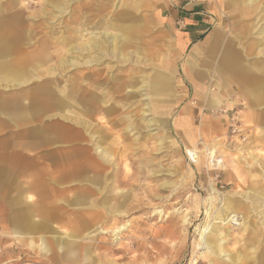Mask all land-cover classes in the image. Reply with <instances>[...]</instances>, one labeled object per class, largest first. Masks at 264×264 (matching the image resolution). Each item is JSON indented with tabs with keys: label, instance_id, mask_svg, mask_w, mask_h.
I'll return each mask as SVG.
<instances>
[{
	"label": "rangeland",
	"instance_id": "obj_1",
	"mask_svg": "<svg viewBox=\"0 0 264 264\" xmlns=\"http://www.w3.org/2000/svg\"><path fill=\"white\" fill-rule=\"evenodd\" d=\"M137 1L52 0L64 5L58 13L46 0H0V30L10 33L13 44L6 58L22 62L25 70L18 78L0 70V121L9 122L0 130V162L12 159L17 183L26 178L30 193L20 195L17 189L9 198L12 227L0 219V264H187L192 254L196 264H208L200 242L207 222V237L216 227L226 231L220 241L225 253L213 256L215 261L229 264L230 258L254 254L256 260L264 254L254 243L258 236L264 245L260 200H249L247 212L235 211V225L214 218L222 200L238 198L251 181L261 180L264 192V106L238 95L239 77L222 65L239 50L249 56L261 41L264 35L252 28L259 16L258 23L264 21V0L252 5L226 0L220 13L211 14V30L196 53L171 54L174 87L166 97L151 84L156 70H166L170 45L158 16L181 3ZM102 32L116 35L115 44L87 49L90 40L107 38ZM193 65L206 68L203 82L189 79ZM229 75L235 82L226 79ZM45 94L69 103L78 117L62 119L41 99ZM187 130L193 137L187 138ZM85 148L96 158L106 150L107 178L92 192L82 175L71 183L74 189L67 183L66 191L61 157ZM208 148L229 166L228 173L208 168ZM114 174L127 183H118ZM119 190L126 199L120 214L111 206L121 198ZM76 193L87 196L79 206L63 202L73 201ZM104 199L107 210L100 208ZM218 239L210 237L214 246Z\"/></svg>",
	"mask_w": 264,
	"mask_h": 264
},
{
	"label": "bare ground",
	"instance_id": "obj_2",
	"mask_svg": "<svg viewBox=\"0 0 264 264\" xmlns=\"http://www.w3.org/2000/svg\"><path fill=\"white\" fill-rule=\"evenodd\" d=\"M245 2L247 4L252 5L254 2H256V0H246ZM46 3L48 5H50V7L52 9L57 10L58 13H61V11L63 10V7H64V5H63L62 2H52V0H46ZM254 8L250 10V13L256 11V9H254ZM244 11H246V10H244ZM247 12H249V10ZM125 17L126 16H123V18H125ZM261 19H262V16H259L258 17V20L256 22V25H258V26L255 27V28H252V29L255 30L256 33L258 32L257 34H259V35L261 34L263 36L264 35V21L261 22V23H258ZM107 35L108 34L106 32H102V35L101 36L107 37V38L97 39V40L92 39V40H90L87 43V47L86 48L87 49H98L100 45H104L107 42L110 45H114L115 42H116V39H115L116 35L115 36H111L110 35V38H108ZM122 36L126 38L127 35L126 36L122 35ZM263 38H264V36L261 38V41H258L256 44H254V46L252 48L249 49V51L252 52V53L249 54V56L248 55H243V53L240 50L237 52V56H236V53L235 54H232L230 56H226V60H227L226 65H227V68H229L230 70H232L233 74L235 73V76L236 77H239V79H240V86H239V93H238V95H241L242 94L243 96H245L249 100H252V103H254V104L255 103L256 104L259 103L260 105H263L264 106V39ZM11 39H12V37L10 36V33L9 32H7L6 30H0V70H3V69L8 70L9 72H12L13 73V76L15 78H18V77H20V76H22L24 74V71L25 70H24L23 63L22 62H20L18 60H9V59L6 58V55L9 54V52L13 48V44H12V40ZM74 49H75L74 46H70L68 48L69 51H73ZM120 56L123 57L122 54ZM143 96H145V95L143 94ZM41 99L42 100H45L46 102H48L50 107L57 108L59 110V112H60V116H61L62 119L70 120L71 118H69L67 116L68 114L69 115L72 114V117L73 116H77V114H76L77 112L74 111L72 109V107H70V104L69 103H66L63 100H61V102L58 103V102H56V101H54L52 99V96L51 95H47V94H45L44 96H41ZM214 100H216V99H214ZM148 106H149V104L147 102H145V109L143 110V113H147ZM262 109H264V108L262 107L261 110ZM222 111L223 112H227V109L224 108ZM263 116H264V112H263ZM79 122H81V121H78L76 124H78ZM148 122H149V120H148ZM150 123L151 122H149V124ZM83 125H85V124L83 123ZM63 131H65V136H67V133H66L67 132V128H64ZM86 152H87V149L85 148V150L82 152V154H79V152L76 149V150L72 151L71 154L70 153H67L66 155H63L61 157L62 167H63V171H64L62 178L64 179V182H65V185H66V187H65V190L66 191H67V187L69 185V184L67 185V183H70L71 184V183H73L75 181L78 182L79 181L78 179L82 175H83L82 178H84V177L87 176V178L85 179V181L89 185H91L93 187V190H91L92 192L94 190H97V191H100L101 190V188H102L101 184L107 178V175L104 176V170H105L104 169L105 168L104 164H106L107 161H109V160H107L105 158L106 155H107V152L104 149H100L99 150V153H98L100 155V157H98V158L91 156V154H86ZM73 157H74V160H70V159H73ZM63 160H66V161H63ZM207 160H208L207 161L208 168L210 170L222 169L225 172L229 171V169L227 170V168L229 166L223 162V159L222 158H218V156H216L215 150L213 148H208L207 149ZM117 165H118V163H117ZM119 166H121V165H119ZM234 167H231L232 172L234 171ZM77 168L79 169V171L76 170ZM83 169H86V171L89 172L91 175L90 174H87V172H84L85 170H83ZM120 174H122V173H120ZM114 175H115L114 177H116V174H114ZM117 180H118V183L120 182L122 184H125V183H127L128 178H126V177L123 176L121 179H118L117 178ZM117 180H115V181H117ZM132 181H134V180L132 179ZM259 182L258 181H251L249 183L250 187H248L245 191L243 190L244 192L242 191V192H238L237 193L240 198L239 197L236 198V199L233 198V197L232 198H224L222 200V204H221V208L223 209L222 211H221V208H215L214 207L215 208V212H214V214H215V217H214L215 220L218 219V222L223 223L222 225H225V226L226 225L230 226L229 224H227L228 222H231V224H234V225L237 224V223H239V221L236 220L237 214H235V211L236 212H239L240 214L243 213V212H245V211L246 212L249 211V208H248V204L249 203H247L249 200L250 201H254V202L260 200L261 203H263V205L260 204L263 208L260 210L261 213L260 212L259 213L261 214V216L263 217V220H264V192L261 189V187H262L261 185H263V184H260ZM242 184H244L243 181L241 182V184H239V186L240 187H243ZM74 186H75V184H73L71 186L72 189H74ZM91 191H87L85 195L88 196V193H90ZM118 193L121 194V198H119L117 200L115 199L116 201L114 202V204H112V205L110 204V205L112 206V209H117L118 208L119 209V214H120L121 211H123L124 209H126V207H125L126 205L123 204V203L126 202V199H125V196L122 194V192L120 190H119ZM254 193L256 195H254ZM75 195L76 196L74 197L73 201H68V200H66V199L63 198V202L66 203V205L79 206L84 200H86V197H87V196L84 197V195L82 193H80V194L79 193H76ZM115 198H117V196ZM95 202H97V201L89 200V204H95L96 205ZM100 206H101L100 208H102L104 210H107L110 207L109 204H108L107 199L102 200L100 202ZM229 212L232 213V215H231L232 219L230 218L231 220L228 219V217H226V215H228ZM245 217L246 216H244V219H245ZM246 218H248V217H246ZM244 219L242 220V224H241L243 229L246 227L244 225ZM246 224H247V222H246ZM210 225H211V223L210 222H207L206 227H204L203 231H201L200 242H202L206 246V249H207L206 250V258H207L208 264H223L221 262L215 261V259H213V256L217 255L218 253L219 254L220 253H225L224 250L221 247V244L222 243L220 241L223 238V236H225L226 231H225V233H223L222 232L223 231L222 230V227H216V228H214V232L211 233V235L212 236H216V237L219 238L218 239V242L219 243L217 242L218 245L217 246H214L212 244L211 240H210V237H212V236L207 237V235H206L209 232V229H210L209 226ZM263 225H264V221H263ZM116 231H118V229ZM257 232H259L260 234H261V232L263 233V231L260 230V228L257 229ZM253 235H255V234H253ZM252 238H254V237L252 236ZM254 243L257 244L256 245V249H259V248L260 249H263V252H264V245H261V241L259 240V237L258 236H255ZM43 251L44 252H47L48 251V247H47L46 244L43 245ZM245 251L247 252V250H245ZM261 255H262V257L261 258H258L256 260H252V259H254V254L253 255H250V254L244 255L245 257L238 256L235 259L230 258L229 259V264H264V254H261ZM251 261H253V263ZM187 264H196V261H195V258H194V254L191 255V257L189 258Z\"/></svg>",
	"mask_w": 264,
	"mask_h": 264
},
{
	"label": "crops",
	"instance_id": "obj_3",
	"mask_svg": "<svg viewBox=\"0 0 264 264\" xmlns=\"http://www.w3.org/2000/svg\"><path fill=\"white\" fill-rule=\"evenodd\" d=\"M137 1V0H136ZM181 5L178 8H169L164 14L158 16V21L163 25L165 33L169 37L170 45L168 49V60L164 62V68L166 70L158 69L152 74V86L153 91L158 95L169 96L174 87L173 80L171 77V54L175 58L178 56L189 54L190 56L195 54L197 51L198 43L201 42L207 33L211 30L213 17L211 14H218L221 11V7L226 3V0H179ZM138 2V1H137ZM138 5V3H137ZM136 16V15H135ZM182 20L184 26L180 27L177 25L178 20ZM144 23V22H143ZM171 39L173 40L174 46H171ZM225 70H228L227 65ZM207 67V66H205ZM208 68V67H207ZM205 69L193 65L191 72L189 73V79L194 83V79L202 81L205 78ZM231 72V71H230ZM226 78V77H225ZM226 79H232L235 82V78L229 75ZM153 80L156 82L154 84ZM158 81V82H157ZM199 89H196L195 96L202 98L204 85L201 83L198 85ZM225 88V87H224ZM226 90V88L224 89ZM230 93V90H226ZM238 92V91H237ZM237 95V94H236ZM163 96V97H164ZM241 98V97H240ZM167 101V100H164ZM191 110H194L191 108ZM251 110V109H250ZM252 112H254L252 110ZM184 121V119H181ZM9 122L6 119H1L0 130L8 129ZM193 137L190 131H186V136ZM13 175L12 159L11 162H0V219L4 222V226L12 227L13 215L10 213L12 209L9 204V198L20 189L22 193L20 195H28L24 180L26 178H17ZM13 212V211H12Z\"/></svg>",
	"mask_w": 264,
	"mask_h": 264
},
{
	"label": "built area",
	"instance_id": "obj_4",
	"mask_svg": "<svg viewBox=\"0 0 264 264\" xmlns=\"http://www.w3.org/2000/svg\"><path fill=\"white\" fill-rule=\"evenodd\" d=\"M177 25L180 26V27H183L184 26L182 20H180V19L177 21Z\"/></svg>",
	"mask_w": 264,
	"mask_h": 264
}]
</instances>
